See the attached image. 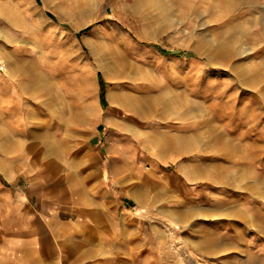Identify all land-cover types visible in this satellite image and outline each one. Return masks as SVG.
Segmentation results:
<instances>
[{
	"label": "rangeland",
	"instance_id": "1",
	"mask_svg": "<svg viewBox=\"0 0 264 264\" xmlns=\"http://www.w3.org/2000/svg\"><path fill=\"white\" fill-rule=\"evenodd\" d=\"M0 55V264H48L19 189L87 152L161 226V264H264V0H0Z\"/></svg>",
	"mask_w": 264,
	"mask_h": 264
},
{
	"label": "crops",
	"instance_id": "2",
	"mask_svg": "<svg viewBox=\"0 0 264 264\" xmlns=\"http://www.w3.org/2000/svg\"><path fill=\"white\" fill-rule=\"evenodd\" d=\"M84 156L93 166L81 176L19 189L25 211L17 215L25 217L30 233L20 246L28 255L48 256V264H161V226H148L146 214L132 207L115 165L104 169L91 152Z\"/></svg>",
	"mask_w": 264,
	"mask_h": 264
},
{
	"label": "trees",
	"instance_id": "3",
	"mask_svg": "<svg viewBox=\"0 0 264 264\" xmlns=\"http://www.w3.org/2000/svg\"><path fill=\"white\" fill-rule=\"evenodd\" d=\"M172 54L176 55V56H180L182 54V51H174ZM98 78H99V82H100V89H99L100 100H101V102L104 105V104H106V88H107V84H106V82H105V80H104V78L102 77L101 74H99Z\"/></svg>",
	"mask_w": 264,
	"mask_h": 264
},
{
	"label": "bare ground",
	"instance_id": "4",
	"mask_svg": "<svg viewBox=\"0 0 264 264\" xmlns=\"http://www.w3.org/2000/svg\"><path fill=\"white\" fill-rule=\"evenodd\" d=\"M75 26L78 27L79 24H76ZM95 60H96L95 63H96V65H97V68H98V69H101V70H104V64H103V62H102L103 60H101L100 57H98V56L95 57ZM105 72H106V74H107L108 77H109L110 72H109L108 70H105ZM190 107H191V105H190ZM191 111H192V110H191ZM97 112H98V111H97ZM97 115H98V113L96 114V117H97ZM76 117H77V116H76ZM98 117H99V115H98ZM99 119H100V118H99ZM220 135H221V134H220ZM155 142H156V141H155ZM155 142H154V143H155ZM189 146H190V145H189ZM230 146H231V145H230ZM181 147H182V146H181ZM237 148H238V146H237ZM182 150H183V149H182ZM223 155H224V154H223Z\"/></svg>",
	"mask_w": 264,
	"mask_h": 264
},
{
	"label": "built area",
	"instance_id": "5",
	"mask_svg": "<svg viewBox=\"0 0 264 264\" xmlns=\"http://www.w3.org/2000/svg\"><path fill=\"white\" fill-rule=\"evenodd\" d=\"M6 69H7V64L5 60L3 59V57L0 55V81L6 74Z\"/></svg>",
	"mask_w": 264,
	"mask_h": 264
}]
</instances>
